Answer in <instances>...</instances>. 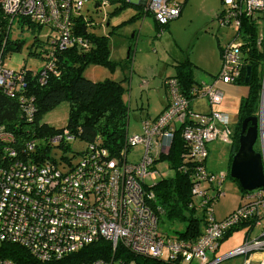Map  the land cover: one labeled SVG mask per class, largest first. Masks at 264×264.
<instances>
[{
	"label": "built area",
	"instance_id": "2783aa9c",
	"mask_svg": "<svg viewBox=\"0 0 264 264\" xmlns=\"http://www.w3.org/2000/svg\"><path fill=\"white\" fill-rule=\"evenodd\" d=\"M87 0H0V8L16 21H30L48 26L55 32L48 56L54 59L56 49L77 46L91 47L89 38L75 31V18L81 14ZM121 0H99L97 7ZM137 1L152 13L161 26L181 14L183 4L177 0ZM224 9L217 15L220 27L234 30L232 41L221 47V69L212 84L194 87L197 97H206L210 105L222 102L223 92L216 82L235 84L245 64L243 40L240 34L242 17L257 22L259 12L264 18V0H223ZM257 44L264 50V33ZM52 68V63L49 64ZM24 72L3 68L0 58V86L13 95L24 88ZM43 79L41 78V81ZM169 104L154 118L142 120V132L127 133L126 145L119 155L100 144L97 139L86 142L76 163L70 160L58 166L55 159L37 163L30 158H18L17 151L8 147L11 161L0 162V245L14 243L23 246L38 261L47 263L64 258L98 241L110 245V257L80 264H136L124 253L162 258H178L186 264H217L221 259L244 256L243 264H264V186L245 192L243 203L223 220L213 214V203L222 195V185L228 174L208 169V144L219 140L231 144L233 121L223 111L197 112L171 77L167 81ZM264 83V76H263ZM146 86V81H143ZM264 92V87H263ZM26 115L31 117L33 106L21 99ZM263 107V106H262ZM259 117L260 152L264 162V111ZM5 142L13 135L2 133ZM177 130L187 145L184 155L191 172L190 207L205 212L202 234L195 241L182 240L164 234L159 216L151 203L155 201L154 186L163 178L157 169L162 155L170 152ZM78 136L65 129L49 140L64 145ZM132 146H142L136 162L128 160ZM29 146V150L33 149ZM248 227L243 242L221 258H211L221 240L234 228ZM256 230V235L252 233ZM120 255L118 256V253ZM0 264H16L0 258Z\"/></svg>",
	"mask_w": 264,
	"mask_h": 264
},
{
	"label": "trees",
	"instance_id": "16d2710c",
	"mask_svg": "<svg viewBox=\"0 0 264 264\" xmlns=\"http://www.w3.org/2000/svg\"><path fill=\"white\" fill-rule=\"evenodd\" d=\"M122 1V5H118L115 11H120L126 5L133 4ZM182 4L184 5V3ZM140 8L144 14L149 13L144 7ZM138 17H141L140 12L133 15L130 20ZM20 23L34 25L30 21L22 20ZM75 23V31L89 38L90 49L81 50L77 46L56 49L54 59L48 56L50 50L46 51V65L39 71L31 72L30 70L24 71V69L19 71L24 72V88L11 95L0 86L1 132L12 134L14 137L10 142H5L0 138V162L12 160L13 157L7 152L8 147L17 151L18 158H30L37 163H42L47 159L53 160L49 153V140L65 129L70 130L85 142L99 139L100 144L107 148L112 155H119L125 147L129 105L124 99L127 88L123 83L127 77L123 80L106 78L102 81H94L85 77L84 71L90 65H101L111 72H114L118 66L128 65L132 61V45L129 47L127 60L124 62L114 61L110 58V37L114 30L110 31L108 35H96L90 32L88 28L90 22L83 16L76 17ZM117 26H122V24ZM159 26L162 29L168 24ZM10 28L9 17L0 8L1 60L6 51L20 50L23 45L22 40L11 39ZM240 34L243 40L245 64L241 76L235 84L248 86L249 94L241 101L239 107L238 121L234 128L231 143L229 166L239 146L242 121L247 117L258 116L257 110L262 88V67L264 66V50L262 46L259 47L257 44L259 35L257 22L248 17H242ZM32 54L36 55L37 53L32 52ZM51 63L52 68H49ZM248 67L251 68V72L248 77L249 81L246 82ZM175 68L176 71L172 77L177 80L181 93L188 99L197 97L193 92L194 85L197 83L194 78L197 66L186 57L178 61ZM21 99L26 104L30 103L33 106L34 110L31 117L26 115ZM62 101L69 102V116L66 126L56 128L48 123L40 122V117L44 112ZM31 145L34 147L29 150ZM255 149L260 151L256 146ZM187 152V145L182 139L180 130H177L170 152L162 155L157 161H166L169 168L173 170V174L161 178L156 183L153 188L155 201L151 205L159 218L160 215H163L170 222L185 225L183 230L178 231L177 238L195 241L202 234L205 212L202 209L190 207L192 202L191 172L189 169L183 170L184 165L187 166L191 163L184 158ZM241 190L246 191L242 188ZM241 227L229 231L221 241ZM121 252L120 250L118 256ZM110 253V245L105 241H98L60 260L42 263L21 245L8 242L0 245V258L11 259L16 264H80L101 258L107 259L110 257ZM124 257L134 260L136 264H186L178 258L167 260L129 253H124Z\"/></svg>",
	"mask_w": 264,
	"mask_h": 264
},
{
	"label": "rangeland",
	"instance_id": "374dc122",
	"mask_svg": "<svg viewBox=\"0 0 264 264\" xmlns=\"http://www.w3.org/2000/svg\"><path fill=\"white\" fill-rule=\"evenodd\" d=\"M177 1L184 3L181 15L162 29L154 15L150 12L144 14L141 6L128 4L120 11H115L117 5H122V0L99 7H97L96 0H87L82 8L81 14L90 22L88 27L90 32L96 35H108L110 31L114 30L110 37L112 48L110 58L119 57L116 47L132 45L134 61L130 62L127 67L118 66L116 68L118 73L111 72L101 65H90L84 71V76L94 81H102L107 77L118 80L127 77L123 84L127 88L124 99L129 105L128 132L130 134L141 133L142 120L145 117H153L162 108L165 96L163 82L166 78L168 80L169 76L174 75L176 71L174 64L177 61L188 56L194 62L196 61L199 66L213 72H219L222 62H220L219 56L214 58V55H211L214 46L216 47L214 38L218 35L225 43L234 38L233 29L229 27L220 28L216 21L217 15L224 9L223 0ZM138 12L141 13V17L130 20ZM256 15L259 16L257 20L259 33H264V18L259 12ZM119 24L122 26H117ZM133 32H136L138 37L131 38ZM54 36V30L48 26L27 25L16 21L10 28V37L13 40H22L23 45L20 50L6 51L2 58L3 68L16 72L22 69L31 72L39 71L46 65V51L52 48ZM32 52L37 54L33 55ZM131 63H133L132 72L130 70ZM262 70V88L257 114L260 113L261 108L264 111V66ZM122 74L124 75L122 76ZM194 76L202 78L205 73L196 68ZM144 80L146 86L143 84ZM199 104L204 105V100H199ZM68 116L69 102L62 101L44 112L40 117V122L62 128L67 125ZM234 128L235 126L232 127L233 132ZM255 146L260 150L259 139ZM85 147L86 142L77 138L62 146L50 144L49 153L58 166L62 167L69 160L76 163ZM208 149L209 154L206 163L209 169L216 173L228 174L232 145L215 140L208 144ZM142 152V146H132L127 156L128 160L130 162L138 161ZM157 169L164 177L173 174V170L169 168L166 161L158 163ZM245 192L241 190L235 179L227 175L222 185V195L213 203L214 217L217 220H223L236 210L243 203ZM159 227L164 234L177 236L178 231L183 230L185 225L170 222L163 215H160ZM247 229L248 227L243 226L234 231L232 235L219 243V248L214 254L208 253V255L218 259L231 252L242 243ZM254 235H256V230L252 233V236ZM165 257L166 253L163 254L162 258ZM243 261L240 256H236L217 264H243Z\"/></svg>",
	"mask_w": 264,
	"mask_h": 264
},
{
	"label": "crops",
	"instance_id": "0c3cea01",
	"mask_svg": "<svg viewBox=\"0 0 264 264\" xmlns=\"http://www.w3.org/2000/svg\"><path fill=\"white\" fill-rule=\"evenodd\" d=\"M132 3L135 4L136 6L143 7V4L139 3L137 1H133ZM181 13H182V11H181ZM220 28H223V27H220ZM135 37H138V35L136 34V32H133L131 34V38H135ZM215 42H216V47L214 46L213 52H212V49H211L212 53L211 52L210 53H211V55L212 54L214 55V58H217L219 56V59H220V62H221V47H222L223 44H225V41H223L222 38H220L218 35H216V37L214 38V43ZM130 46L125 47L124 45H122V46L116 47V51H118V56L119 57H115V58L111 57V59L114 60V61H118V62L119 61L124 62L125 60H127ZM111 52H112V48H111V43H110V54H111ZM188 58L190 59V57H188ZM133 61H134V56H133L131 62H133ZM191 61L197 66V69H200V71L205 73V76L202 77V78H200L199 76H196V77L194 76L195 80L197 81V83L194 85V87H199V86H202L204 84H212V83L215 82L216 77H217L219 72L210 71V70L206 69L205 67L199 66L196 61L195 62L193 60H191ZM177 63H178V61H177ZM177 63H175L174 65H176ZM132 65H133V63H131V69H130L131 72L133 71ZM122 66H119V67L122 68ZM125 66L127 67V64L124 65V67ZM114 73H118V72H116V70H115ZM124 74H125V72H124ZM124 74H122V76ZM172 76H174V75L169 76V78L172 77ZM107 78H110V77H107ZM124 78L125 77H123V79ZM123 79H119V80H123ZM114 80H118V79L114 78ZM166 81H167V78L163 82L164 83V89H165L164 90L165 91V96H164V101H163L162 108L160 109V111L156 115H154L153 117H150V118L157 117L169 104L170 98H169V94H168V87H167ZM216 84L219 87V89L223 92V100H222L221 103L216 104V105H210L209 102H208V99L206 97H199L198 96V97H194L193 99H189L190 107H191V109H193L194 111H197V112H209V111L214 110V109L226 112V113H228L231 116L232 121H233V126H235L237 121H238V112H239V107H240L241 101L248 96L249 87L246 86V85H240V84H229V83L222 82V81H217ZM199 100H204V105L199 104ZM206 165H207V163H206ZM208 169H209V167H208ZM209 170H211V169H209ZM240 257H241V259L243 261L244 256H240ZM226 259H229V258L221 259L219 262H222V261H224Z\"/></svg>",
	"mask_w": 264,
	"mask_h": 264
},
{
	"label": "water",
	"instance_id": "95a60500",
	"mask_svg": "<svg viewBox=\"0 0 264 264\" xmlns=\"http://www.w3.org/2000/svg\"><path fill=\"white\" fill-rule=\"evenodd\" d=\"M250 72L251 68L248 67L246 82L249 81ZM259 137V117L245 118L242 121L239 146L232 158L229 175L237 180L241 188L246 191L264 186L263 155L255 149Z\"/></svg>",
	"mask_w": 264,
	"mask_h": 264
}]
</instances>
